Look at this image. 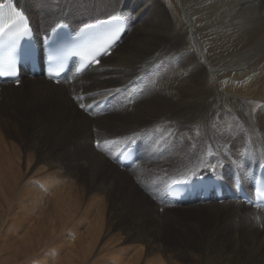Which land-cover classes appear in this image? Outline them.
Returning <instances> with one entry per match:
<instances>
[{"label": "bare ground", "instance_id": "bare-ground-1", "mask_svg": "<svg viewBox=\"0 0 264 264\" xmlns=\"http://www.w3.org/2000/svg\"><path fill=\"white\" fill-rule=\"evenodd\" d=\"M15 1L31 18L37 36L57 23L78 28L123 16L129 28L112 52L128 40L129 33L131 37L124 51L113 60L104 63L114 53L111 52L72 83L55 84L42 76H27L25 88L21 85L24 82L18 86L11 81L0 83V95L5 99L4 105H0L1 121L10 123L14 117L30 114L44 129L50 120L61 124L69 135H74L77 158L71 171L72 177L76 176V185L71 181L63 187L62 178L45 182L57 191L51 198L55 213L50 215L40 207L51 203L50 198L43 199L39 190L37 194L26 185H18L19 177L11 170L13 161L9 154L13 151H4V167L0 165V206L9 207L6 212H11L18 200L29 217L26 231H84L79 232L82 242L74 246L75 259L71 264L125 261L139 264L140 260L145 264H264V212L229 200L173 206L164 195L168 185L193 181L210 170L232 188L235 176L248 184L249 169L264 165V105L261 121L252 122L254 126L247 121L250 115L244 113L240 123L213 120L214 112L224 106L228 91L238 95L242 105L248 98L264 100V0ZM47 10H51V15L46 14ZM223 65L227 66L222 68ZM106 98L111 109L114 106L119 112L129 113L136 123L158 122L155 125L167 128L168 132L156 141L155 135L144 131L125 142H115L114 150L109 151V146L101 142L96 149L97 130L86 116L91 112H84L83 118H79L78 114L83 112L75 109L78 104L85 102L86 107ZM104 113L93 111L91 116ZM125 117L130 119L128 115ZM200 122L204 133L195 130L192 134L190 130ZM177 128L181 131L176 132ZM230 130L248 141L240 138L231 142ZM135 141L142 142V157L133 170L141 162L140 167L149 164V171L156 179V185L153 181L151 187L156 186L154 191L158 188L156 198L151 191L155 201L132 181L129 172L132 168H121L114 158L122 145ZM37 155L42 153L38 151L27 157L28 166ZM154 158L157 163L152 166L149 162ZM169 164L176 169L165 175L162 168ZM180 170L187 177L170 181L174 171ZM86 199L89 205L83 211ZM204 211L207 218L199 220L197 216ZM179 212L197 219L180 221ZM91 215L94 218L89 222ZM112 229L118 231L121 243H132H128L129 248L134 247L136 255L131 258L128 254L121 260L114 257L115 247L98 245ZM163 232L173 236L169 243L163 242ZM92 255L96 258L89 262Z\"/></svg>", "mask_w": 264, "mask_h": 264}, {"label": "rangeland", "instance_id": "rangeland-1", "mask_svg": "<svg viewBox=\"0 0 264 264\" xmlns=\"http://www.w3.org/2000/svg\"><path fill=\"white\" fill-rule=\"evenodd\" d=\"M46 14L51 15V10H47ZM130 37H131V34L129 33L126 39L128 38L129 40ZM128 40H125L126 41V42L124 41L125 43L123 42L120 46L114 49L113 51L114 53L112 52L113 58L112 56L110 58L108 57V59L104 60V63H109L111 60L114 59V56L116 57V55H118L120 52H123L125 49V46L129 42ZM226 60L230 61V59H226ZM224 66H227V65H223L222 68H224ZM26 78L28 77L24 75L21 79V83H23ZM21 85L22 87L25 88L26 82H24ZM226 94L228 98H226L225 96V101H224L225 103L223 104L224 106L219 107L214 112L213 118L214 117L215 118L213 120L220 121L219 120L220 118L221 121H228V122L230 121L231 123L234 124L233 120H236L237 123H240L239 119L243 121L244 114H246V115H250L248 120L247 119L245 120H247L251 126L255 125V123H252V122L261 121V118H260L261 110H262L261 106L264 105V100L257 99V98H248L246 100L245 105L244 104L242 105L238 101V98H240L238 95L234 94L232 91L231 92L228 91ZM156 96L158 95L156 94ZM0 97H1L0 105H4V103H2V101L5 100L4 96L0 95ZM153 100L156 101V99H153ZM84 103L80 105L78 104L76 107L78 109H75L78 112H80V110L81 112H83L81 114H78L80 115L79 118L80 117L83 118L82 115L86 114L84 113ZM113 108L111 109L110 107L109 108L111 109L110 111L108 110L106 113H104V115L102 114L97 115L98 117L97 116L92 117L91 115H86L87 117L89 116L91 120L93 119L92 121L89 119L90 124L92 125L95 131L97 130V133H96L97 136L95 135L96 142L94 143V146L96 149L99 148V145H100L99 142H101L102 144H106V146H109V151L114 150L115 142H119V141L120 143L122 141L125 142L129 138L140 136L141 134L144 133V131L151 132L153 135H155L156 141H158L157 139L160 136L166 135L165 133L168 132L167 128H163L159 125H155V124H159L158 122L156 123L151 122L149 124H146V123H142L139 120L140 122H138L139 123L138 124L136 123L137 121H134V117L131 118V115L129 113L121 112V111L119 112L117 109H113ZM120 113L121 114L123 113L124 116L122 117ZM126 115L130 116V119L129 117H125ZM35 118L36 117L34 115L31 116L29 114L25 116L14 117V119L11 122L9 121L10 123H7L8 121L5 122V121L0 120V158H1L0 165L2 166L3 162H5L6 152L4 151H10V150L13 151L11 154H9V155H12L11 159L13 161V169L11 170H15V174L17 173L16 176L19 177L17 180L19 182L18 185H20V187H22L23 185H26L28 186L29 190L32 189L36 193L39 190L43 199H48L49 197L50 198L49 201H51V198L52 199L54 198V195L57 193V191L56 189L53 190L54 187L52 186L50 188L47 187L45 184L46 181L50 179L54 180V179L62 178L61 180H64L63 187L69 185L70 183L68 182H71V181H72V184H75V185L77 184L75 183L76 176L72 177L74 173L71 172L73 169L72 165H74L72 163H74L75 162L74 160L77 159L75 158L76 157L75 148H74L75 143L72 142V138L74 135H69L65 127H63L61 124L57 125L55 123H52L51 120L49 121L51 123V126H49L50 125L49 123L47 124V126H45V129H44L43 126H40L39 124H37L38 121ZM150 125H154V126L151 127ZM199 125L196 126V128L195 127L192 128L190 132L192 134H195L194 132L196 130V133L198 132V134L204 133L202 130V122H200ZM261 128L263 127H260V129ZM175 131L179 132L181 131V129L177 128ZM199 131L201 133H199ZM59 133L60 135H58ZM65 134L70 137H67ZM230 135H231V142L238 140L240 138H243L248 141V139L245 136L238 135L235 130H230ZM48 141H51V142H48ZM52 141H53V144H52ZM154 144H155V141H154ZM53 145L54 146L56 145V146L52 147ZM90 146H92L91 142H90ZM157 146L158 144L156 145V147ZM152 148H153V144H152ZM38 151L42 153V155H39V156L37 155L36 159L33 158V161L28 166L27 157L32 154L34 156V154ZM85 162L86 160H84V163ZM149 163L152 166L156 164L157 163L156 158H154L153 160H150ZM141 164L142 162L137 168H135V170L132 169L133 171L128 170L131 173L130 174L131 179L133 182H135L136 185L139 186V188H141L142 192L144 191L143 194L149 197L150 200L155 201L156 200L155 198L157 197L156 190L158 188H156V190L154 191L156 186L151 187V185L153 181H154V185H156V179L154 178L153 175H151L149 171V164H147L146 166L140 167ZM3 167L4 166H2L1 168ZM139 167L140 169L137 171L136 169H138ZM175 167H176L175 165L172 166L170 164L168 166H164L162 168L164 170L163 174L166 175V174L172 173L173 170L176 169ZM66 172H68V174ZM60 173L62 174L61 177H60ZM182 174H184V171L182 172L181 170L176 171V172L174 171V174L171 175L172 177H170L171 178L170 181L173 178H186L187 177V175H182ZM71 177H72V180H70ZM67 180H70V181H67ZM149 181H151V183L148 184ZM22 189H25V188H22ZM151 191L154 193L155 198L153 197ZM39 192L37 194H39ZM51 203L48 202L46 204H41L40 207L44 211L47 209L48 210L47 212L50 215H53L55 211L54 209H52L53 203L52 204ZM2 204H5V203L3 202ZM88 205H89V201L88 199H86L83 205V211ZM184 206H190V205L186 204ZM5 207H6L5 205L0 206V264H71L72 261H74L75 259L73 256L74 246L76 245L77 242L78 243L82 242L80 240L82 235H79V234L80 233L83 234L84 231H77V232L75 231H26L25 229H26V226L28 225L27 220L29 217L26 213L23 212L20 206V202L18 200L15 202V204L10 209L11 212L10 211L6 212V209H9V207L7 208ZM191 207L193 208L194 206H191ZM191 207H182V208H191ZM175 209H172L171 211ZM178 209H181V208H178ZM201 213L202 215L197 216L199 220L202 218H207L206 211L201 212ZM178 214H179L178 220L180 221L190 222L189 220L197 219L195 217H191V215L187 213L185 214V213L179 212ZM36 218L37 216H34V221ZM92 218H94L93 215H91V218H89L88 221L91 220ZM53 220L55 219L53 218ZM72 226L73 225H71V228ZM85 226L86 224L84 225V227ZM106 234L107 235L105 237L101 238L98 245L101 246V244H104L105 246L102 245V247H106V248H108V246H110V248L115 247L114 250L116 251L114 253V257L117 256L122 260L128 254L130 255L128 257H131V258L133 255L137 254L136 253L137 250H133L134 247L129 248V246H131L130 244L132 243L128 242L130 243L128 244V243H121L122 241L120 242V240L118 239V231H116L115 229L108 231ZM162 236H163L162 237L163 242H166V243L167 242L169 243V241L173 238V236L168 232H163ZM121 245L122 246L127 245L129 249L126 246H125L126 249L125 248L122 249ZM140 247L142 248L143 246H140ZM121 249H122V252H121ZM119 252L123 253L124 256L122 257L123 254L119 256L118 254ZM67 254H70L71 256L69 255L68 257ZM145 254L146 253L144 251L142 256L144 257ZM95 258L96 257H94V255L90 256L89 262H92V260H94ZM69 259H71V262L68 261ZM119 263L122 264L121 262H118V264ZM123 264H128V263L127 261H125ZM139 264H145V262L140 260Z\"/></svg>", "mask_w": 264, "mask_h": 264}, {"label": "snow or ice", "instance_id": "snow-or-ice-1", "mask_svg": "<svg viewBox=\"0 0 264 264\" xmlns=\"http://www.w3.org/2000/svg\"><path fill=\"white\" fill-rule=\"evenodd\" d=\"M16 15L18 16L19 19L18 21L13 22L12 27H16L17 23L23 24V27L17 28L16 31L12 33V35L15 37V39H19L22 36L28 35L29 28H28L27 23L24 22L23 16L19 13H17ZM4 34H5V26L0 25V37H2ZM95 62H98V61H95Z\"/></svg>", "mask_w": 264, "mask_h": 264}]
</instances>
